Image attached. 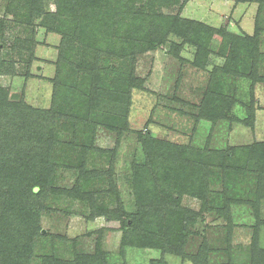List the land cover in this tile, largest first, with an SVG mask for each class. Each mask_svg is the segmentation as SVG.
Masks as SVG:
<instances>
[{
	"label": "rangeland",
	"instance_id": "obj_1",
	"mask_svg": "<svg viewBox=\"0 0 264 264\" xmlns=\"http://www.w3.org/2000/svg\"><path fill=\"white\" fill-rule=\"evenodd\" d=\"M17 4L15 0H0V60L15 71L14 76L0 75V88L8 89L10 104L23 100L32 110H51L62 35L48 30L61 27L59 19L52 20L58 14L57 2L45 0L44 12L38 16L23 13L31 4L25 7ZM157 8L159 24L166 23L164 17L178 16L218 30L228 27L231 32L250 37L260 29L258 63L251 65V59H247L241 71L251 75L255 69L257 82L245 73L236 78L233 119L203 116L208 89L217 78L224 76L222 71L217 73L226 63V57L216 53L222 39L217 35L209 39L208 62L203 68H197L193 63L198 48L170 35L164 45L136 58L134 71L142 79V87L133 90L129 131L121 135L119 144L117 133L100 122L89 123L87 104L83 111L82 106L76 107V100L65 102V95H62L64 101L59 99L62 114L74 115L80 111L85 118L78 119L77 123L58 118L52 130L59 139L56 143L61 147L59 153L64 147L65 152L72 151L70 144H79L78 134H87L79 139L93 149L91 164L87 166L101 174L108 173L109 160L116 151L111 176L104 177L102 183L96 182L88 191L99 189L106 202L117 194L127 214H135L139 209L132 187L133 165L144 161L139 134L149 133L155 140L192 148L204 166L197 176L191 174L187 189L171 186L165 194L168 205L174 204L175 217L170 229L162 232L164 222L156 218L148 221L155 239L160 234L176 237L182 255L153 248L151 242L123 247V230L118 224L106 229L104 216L88 220L92 214L88 203L52 197L47 203L48 209L41 215V236L34 240L30 264H44L46 258L52 257L69 262L77 254L93 257L98 251L104 264H153V261L196 264L192 258L198 256L200 264H264L260 256L264 251V194L261 193L264 187V10L260 12L257 3L228 0H179L177 5ZM63 14L58 17L68 16L67 12ZM204 37L207 41V36ZM174 44L180 48H174ZM177 50L179 57L174 56ZM101 68L102 72L106 71ZM67 79L70 85L74 77L69 75ZM106 85L113 88L111 81L97 83L100 98L106 99L101 92ZM82 87L88 98L91 87L84 84ZM107 93L115 99L109 88ZM1 96L5 97L4 93ZM108 100L104 111L112 105ZM252 104L253 116L248 110ZM94 116L90 118L110 120L104 115ZM31 122L38 127L35 120ZM72 136H76L74 143ZM78 176L77 170L61 166L53 186L71 190L77 186ZM113 202L107 205L114 208Z\"/></svg>",
	"mask_w": 264,
	"mask_h": 264
},
{
	"label": "trees",
	"instance_id": "obj_2",
	"mask_svg": "<svg viewBox=\"0 0 264 264\" xmlns=\"http://www.w3.org/2000/svg\"><path fill=\"white\" fill-rule=\"evenodd\" d=\"M44 1L15 0L18 6L25 7L26 4H31L27 8L28 11L23 13L33 16L44 12ZM55 1L58 14L52 20L59 19L61 27L56 29L50 27L52 30L48 31L60 33L62 42L56 64L53 108L44 111L32 110L23 100L10 104L7 99L8 89L0 88V97H2L0 98V264H30L34 240L41 236V215L48 209L47 203L52 197H64L72 201L88 203L92 211L88 220L92 221L97 216H104L107 222L106 229H112V225L118 224L119 229L123 230V247L142 246L151 242L153 248L160 247L168 253L182 255L178 239L168 234H160L155 239L148 221L156 218L165 223L161 227L162 232L163 229H170L171 220L175 217L172 210L174 204L168 205L165 194L172 189L171 186L187 189L191 174L197 176L204 162L196 159V152L192 148L155 140L149 133L146 135L140 133L144 161L140 164L135 163L132 170V187L139 201V209L135 214H127L117 194H113L115 198L106 202L99 189L88 191L90 187L96 185V182L102 183L104 177L111 176L116 151L112 152L113 158L109 160L108 173L102 174L97 169L90 170L87 166L91 164L89 159L93 149L79 140L80 136L87 134H78L79 144L69 143L73 148L72 151L65 152L66 147H64L59 153L61 147L56 144L58 137L52 130L55 129V121L65 117L66 120L77 123L78 119L85 118L84 112L81 116L80 111L74 115L62 114L59 109V99L62 100V95H65L67 103L76 100V107L82 106L83 111L86 110L85 104H87L89 123L100 122L102 126L117 133L119 144L121 135L129 131L128 117L133 90L142 87V79L138 78L134 71L136 58L164 45L170 35H175L198 48L197 59L193 66L203 68L210 54L209 39L217 35L222 42L220 50L216 53L218 56L226 57L224 67L217 69V73L222 71L224 78H217L208 89L203 116L232 120L234 104L237 103L233 86L237 77L245 76L243 73L246 72L241 74V71L247 59H251V65L253 62L255 65L258 63L260 29L250 37L231 32L228 27L218 30L178 16L164 17L166 23L159 24L156 18L157 7L177 5L179 0ZM145 1L146 3H143ZM228 1L257 3L258 10L260 12L264 10V0ZM66 12L68 16L65 19L58 17ZM204 36H207V41ZM173 46L176 49L180 48L176 44ZM174 56L179 57L178 50L174 52ZM102 66L106 71L102 72ZM13 69L11 65L0 60V75L14 76ZM69 75L74 77L70 85L67 83ZM247 76L253 79L254 83L257 82L255 69ZM103 80L111 81L113 86L112 88L106 85L105 90L101 91L112 104L105 111L103 106L107 100L104 97L100 98V91L96 88L97 83ZM82 84L91 87L88 98ZM108 88L115 99L108 95ZM1 93H4L5 97L1 96ZM253 109V104L248 107L252 116ZM97 114L104 115L110 120L102 122L90 118L91 115L97 116ZM17 117L22 120H17ZM32 120H35L36 125L39 123L37 128H41V132L31 122ZM33 129L37 132L35 133ZM72 137L73 143L76 142V136ZM103 153H106L105 156L108 154L106 151ZM61 166L75 169L79 173L75 188L70 190L53 186L57 169ZM238 169L241 170L240 167ZM261 193L264 194V187ZM113 201L116 206L109 207L107 203H114ZM182 223L185 225L184 218ZM96 255L91 257L77 254L75 260L69 262L55 257L46 258L44 264H104L102 257H98L102 256L101 252L98 251ZM260 256L264 262L263 250ZM192 259L196 264H200L201 257ZM153 264H165V262L153 261Z\"/></svg>",
	"mask_w": 264,
	"mask_h": 264
}]
</instances>
